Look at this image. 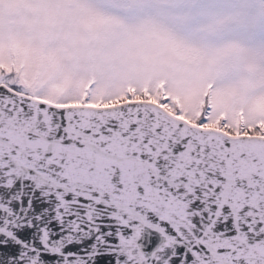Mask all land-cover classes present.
<instances>
[{"label": "snow or ice", "instance_id": "6c2138e0", "mask_svg": "<svg viewBox=\"0 0 264 264\" xmlns=\"http://www.w3.org/2000/svg\"><path fill=\"white\" fill-rule=\"evenodd\" d=\"M0 264H264V0H0Z\"/></svg>", "mask_w": 264, "mask_h": 264}]
</instances>
